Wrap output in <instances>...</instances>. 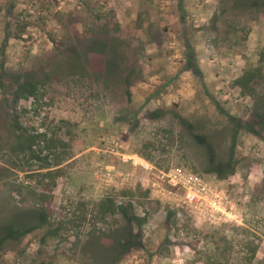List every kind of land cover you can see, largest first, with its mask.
I'll use <instances>...</instances> for the list:
<instances>
[{
	"label": "rangeland",
	"instance_id": "obj_1",
	"mask_svg": "<svg viewBox=\"0 0 264 264\" xmlns=\"http://www.w3.org/2000/svg\"><path fill=\"white\" fill-rule=\"evenodd\" d=\"M258 1L0 0V264H264Z\"/></svg>",
	"mask_w": 264,
	"mask_h": 264
},
{
	"label": "trees",
	"instance_id": "obj_2",
	"mask_svg": "<svg viewBox=\"0 0 264 264\" xmlns=\"http://www.w3.org/2000/svg\"><path fill=\"white\" fill-rule=\"evenodd\" d=\"M255 1H256V3L259 2L258 0H255ZM250 77H252V76H250ZM29 87H31V85ZM186 124H188V123H186ZM20 136L24 140H26V142H30V143H36L37 138L39 139L41 137V135L40 136H29L26 132H22L20 134ZM194 139H196L198 141V143L201 145L206 144L205 138L203 136H195ZM208 154L211 156L210 162L212 163L213 166H215L213 168V170L216 171V173H220L221 175H225V173L222 172L224 170V168L222 169V167H223V165H225L224 167L229 169L230 166H232L231 161L234 159L233 156L229 159L228 162L225 163V162H223V160H219V159H217V157L213 156L214 155L213 150H211L210 147H208ZM42 218H43V214H41L40 219H42ZM124 218H125V221H128L130 219L129 215H127V214L124 215ZM43 219H45V218H43ZM13 227H16V224ZM12 229H14V228H11V227H4L3 228L2 231L4 232V234L0 235V242H4L12 236ZM123 238H124V236L121 235V237L116 240V243H115L114 248H113V253H116L118 255L115 257V260L113 263H116L117 261H119V259L121 260L124 257V255L126 254V248H125V245L123 244L124 243Z\"/></svg>",
	"mask_w": 264,
	"mask_h": 264
},
{
	"label": "built area",
	"instance_id": "obj_3",
	"mask_svg": "<svg viewBox=\"0 0 264 264\" xmlns=\"http://www.w3.org/2000/svg\"><path fill=\"white\" fill-rule=\"evenodd\" d=\"M214 207H215V203H214ZM214 209L215 211H219L222 215H224L227 218H230V219L232 218L234 220L237 218V215L233 211L228 210L227 206L223 204L216 206Z\"/></svg>",
	"mask_w": 264,
	"mask_h": 264
}]
</instances>
